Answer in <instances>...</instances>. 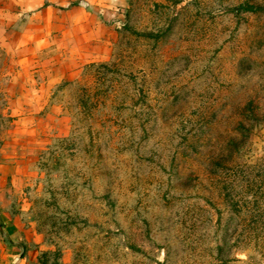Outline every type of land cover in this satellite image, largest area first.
Here are the masks:
<instances>
[{
  "label": "rangeland",
  "instance_id": "374dc122",
  "mask_svg": "<svg viewBox=\"0 0 264 264\" xmlns=\"http://www.w3.org/2000/svg\"><path fill=\"white\" fill-rule=\"evenodd\" d=\"M12 1L21 264H264V0Z\"/></svg>",
  "mask_w": 264,
  "mask_h": 264
},
{
  "label": "crops",
  "instance_id": "0c3cea01",
  "mask_svg": "<svg viewBox=\"0 0 264 264\" xmlns=\"http://www.w3.org/2000/svg\"><path fill=\"white\" fill-rule=\"evenodd\" d=\"M15 1L20 4L21 8L18 7V10L22 13L26 12V15H28V20L22 25V34L19 38L20 44L24 46L31 43V38L28 37L27 32L32 26V20L40 18L41 15L45 16L47 13L45 11L47 9L46 0ZM11 2L14 3L12 0L0 1V7L6 9V11H3L6 12L7 16V21L0 24V29L3 30H0V36L5 33L8 39L9 35L12 36L11 32L13 33V31H9V29H13V26L9 25L8 12L11 10H8L6 6H9ZM3 3L6 6L3 7ZM12 9H14V6ZM12 38L14 39V37ZM5 120L16 122L15 120L24 119L22 117L18 119L7 118L0 109V264H21V259H19L21 258L20 248L16 244H8L7 240L8 237H11L13 242H17L18 239H15V237L18 238L21 230L19 226L20 215L13 210L16 204L14 195L19 184V174L28 147L26 146V140L23 138L26 133L19 129L18 122H16L18 127L8 126Z\"/></svg>",
  "mask_w": 264,
  "mask_h": 264
},
{
  "label": "trees",
  "instance_id": "16d2710c",
  "mask_svg": "<svg viewBox=\"0 0 264 264\" xmlns=\"http://www.w3.org/2000/svg\"><path fill=\"white\" fill-rule=\"evenodd\" d=\"M244 8L246 10H255L256 9L255 6H253V5L249 4V3L245 4Z\"/></svg>",
  "mask_w": 264,
  "mask_h": 264
}]
</instances>
